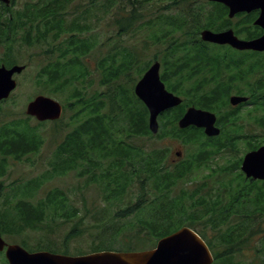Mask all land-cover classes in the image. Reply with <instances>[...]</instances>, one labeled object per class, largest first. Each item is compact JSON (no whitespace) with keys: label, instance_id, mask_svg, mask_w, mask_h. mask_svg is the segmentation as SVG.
Wrapping results in <instances>:
<instances>
[{"label":"trees","instance_id":"16d2710c","mask_svg":"<svg viewBox=\"0 0 264 264\" xmlns=\"http://www.w3.org/2000/svg\"><path fill=\"white\" fill-rule=\"evenodd\" d=\"M74 2L75 0H30L14 12L11 6L1 4L4 10H9L11 13L6 18V26H0V42L20 39L32 47H42L45 42L52 47V44L57 45L46 52L48 54L47 64L43 67L39 77L42 80L44 77V80L56 89L55 91L60 90L66 93L64 115L70 112V118L74 120L71 125H64V123L60 125L64 122L63 115L59 120L53 121L57 126L54 129L60 134L61 139L55 141L56 149L48 163V168L28 181L14 180L17 185L8 188L6 184L4 185L3 179L8 174L11 160L15 162L25 160L30 154L40 150L43 137L39 127L47 121L33 125L30 122V116L12 118L9 115L10 118L0 119V234L6 238L12 239L16 235L29 232L45 233L48 221L67 215L66 210L57 215L66 206L67 199V195L60 188H52L44 196L38 198L35 194L52 177L65 174L69 170H79L80 176L89 175L90 179L92 176L95 182L101 183L109 192L104 201L109 200L111 194L127 192L133 186L135 179L139 178L153 177L157 180L153 183L154 188L164 191L189 170L187 165L181 164L174 168H165L162 151H143L137 142L133 143L129 138L134 134L133 132L138 133L139 127L150 133L147 107L133 90L135 98L118 82L120 75L129 71L130 66L136 62V54L134 53L135 56L132 57L129 52H124V59L117 63L115 58L117 51L122 47L121 44L114 43L108 47L105 40L101 41L98 32L93 31L88 36L84 34L90 29L94 30V20L91 19V24L89 22L90 13L92 17L94 8L103 10L104 18L115 2L119 3L115 12L111 13L110 21H114L118 27L117 36L128 33L142 18L137 11L136 2L132 0H89V6L80 18L75 17L67 23L68 9L76 5ZM14 3L15 0H12V5ZM79 3L83 4L82 0ZM214 4L216 9L209 11L203 24L199 20H194L192 25L196 22L194 25L195 27L199 25L197 27L199 30L206 27L214 30L230 27L231 20L227 17V7L220 3ZM161 17L157 24L166 23L164 21L166 17ZM167 22V24H173L176 31L189 34L183 47H180L182 44L173 43V41L169 44L165 51L166 60L164 62L166 65L164 72H168L173 79L171 88L189 100L186 99L187 101L179 107L166 111L162 117L174 114L172 126L175 128L173 131L175 135L185 131L197 137L201 135V132L180 129L177 119L183 114L188 104L204 105L202 103H205V100L202 99L201 93L193 94L197 90V85L208 77V72H213L211 73L213 78H222L221 72L218 70L219 67H214L212 57L216 56L211 57L207 53L208 44L201 40L199 33L196 32L197 28L193 26L190 32L187 20L174 18L171 15L168 16ZM66 33L65 41L57 44V40ZM169 36V31L166 30V34L158 36L157 40L159 43L169 42ZM97 48L100 51V58L97 60V66L92 68L86 57L90 50L92 52ZM55 50L59 52V55H56ZM177 51H181L182 54L177 55ZM225 61L228 62L224 59L223 62ZM5 63L10 65L17 61L13 57L7 59ZM97 70L101 72V84L111 86L107 90H98L91 94V81L93 73ZM190 79L196 81L190 83L193 93L188 92L189 86L185 87V82ZM256 84L255 92H258L264 88V78H259ZM204 95H209V93L205 92ZM256 96L263 98L258 102L260 106H263V112L256 117V120L264 124V92L261 91ZM1 112L5 111L2 109ZM8 113L5 112L6 115ZM159 135L161 136L160 133ZM203 146L200 147V151ZM213 148L220 150L216 143H209L205 146L207 152ZM199 158L197 154L195 159ZM204 163L207 161H199L197 166ZM144 179L142 188H145ZM242 181L243 184L231 190L228 189L227 199L219 197L218 193L215 195V191L214 195L206 194L194 199L192 205L197 210L189 214L172 211L179 204L178 201L182 203V198H174L169 202L156 199L150 205L152 212L149 214L148 226H142L145 229L141 228L138 233L133 234L124 233L120 226H101L97 234L99 239L93 251L106 250L100 245L107 239L111 242L110 249L107 250L151 248L156 245L160 237L186 224L195 228L205 239L207 238L206 241L215 256L214 264H238L234 260L237 252H243L244 245L252 240L251 237L255 235L254 239L256 234H260L254 231V227L264 226V181L249 180L245 177ZM216 190L221 191L220 188ZM140 201L142 200L140 199L136 204L123 210H118L107 219L131 215L130 213L140 206ZM196 221L204 222L205 227L210 226L217 232L215 241L195 226ZM78 227H80L79 224H74L68 235L80 234L82 230ZM118 237L126 243L122 248L114 246ZM20 243L31 249L25 239H21ZM51 250L57 252L52 247Z\"/></svg>","mask_w":264,"mask_h":264},{"label":"rangeland","instance_id":"374dc122","mask_svg":"<svg viewBox=\"0 0 264 264\" xmlns=\"http://www.w3.org/2000/svg\"><path fill=\"white\" fill-rule=\"evenodd\" d=\"M30 0H15L12 6V12L21 8L23 4ZM136 2L137 11L142 15L140 21L137 22L136 26L124 34L123 36H117L118 27L114 24V21L110 17L112 12H115L119 2L113 3L111 9L107 12L103 18V10H97L94 8L89 16V22L91 24V19L94 20L95 26L94 30H88L84 32L85 36L90 35L93 31L99 33L101 41H106V46L110 47L114 43H119L122 47L117 51L116 62L122 61L124 59L123 53L129 52L133 57L136 54V62L133 63L129 71L122 73L119 77L118 82L123 86V89H127L128 93L131 94L132 90L135 91V84L141 78L145 70L156 60H160L162 63L161 74L163 75V80L170 90L173 84V79L168 75V72H164L166 65L164 64L165 51L169 44L173 43L183 44L189 34H185L182 31H176L173 24H167L168 16L171 15L174 18L187 20L189 25L188 30L191 32L196 25H192L194 20H199L201 24L205 22L206 15L210 10H215L216 6L213 2L209 0H132ZM80 0H75L74 7L68 9L69 14L66 16L67 23L73 18H80L86 7L89 6V0H82L83 4L79 3ZM180 4V5H179ZM83 6V7H82ZM1 7V6H0ZM91 12V7H90ZM11 12L9 10H3L0 8V26H6V18ZM162 16V17H161ZM166 19V23H158L159 18ZM241 19L245 20L243 22L239 18H233L232 24L237 29L247 26V16H241ZM220 21V20H218ZM88 22V23H89ZM236 22H239V26H236ZM191 25V26H190ZM233 27V26H232ZM162 28V29H161ZM166 30L169 31L170 36L168 37L169 42L159 43L157 40L158 36L166 34ZM202 28H197L196 32L199 33ZM242 31V35H249L252 31H255L252 23L250 27ZM66 34H63L60 39L57 40V44L65 41ZM45 42L44 46L32 47L26 45L22 40H10L0 42V65L6 64L7 59H16L18 64H26L27 67L19 74L15 75L17 80V87L13 91L10 97L5 101L0 102V119H5L10 116L12 118L26 117V106L29 100L35 97L37 94H46L52 96L64 104L67 99L66 93L63 91H55L53 86L39 77L42 73L43 67L47 64L46 58L48 54L46 53L50 48H54ZM98 45V44H97ZM207 53L211 56L217 55H228L241 57L243 53L234 51L233 49L227 47V50L220 45H207ZM125 49V50H124ZM122 51V52H121ZM56 55L59 52L55 50ZM181 51H177V55H181ZM245 56L248 54L245 52ZM256 57V58H255ZM254 57L257 64V81L260 77L264 78V65L258 66L260 62H264V55L257 54ZM87 60L89 61L92 68L97 66V60L100 58V51L97 48L93 49L87 53ZM259 58V59H258ZM134 62V60H133ZM243 61L240 59L238 62L232 63L236 66L242 64ZM9 66V64H6ZM11 65V64H10ZM226 74H230L231 70L227 67L223 68ZM164 72V73H163ZM101 72L97 70L93 73L91 81V94L98 90H107L111 85H102ZM243 85V84H241ZM185 86H188L186 83ZM174 90V89H172ZM243 90L247 91L245 87ZM175 91V90H174ZM262 91V90H261ZM176 92V91H175ZM237 92V91H233ZM232 92V93H233ZM200 93V90L193 93ZM133 94V93H132ZM184 100L187 99L183 94ZM205 103L209 104V100L201 95ZM133 98H135L133 94ZM187 99V100H186ZM144 104V103H143ZM145 105V104H144ZM190 105V104H188ZM187 105V106H188ZM141 106V104H140ZM186 106V107H187ZM9 112L8 115L1 110ZM238 114V120L243 124V129L241 131V136L238 140L237 145L233 148L229 146L216 153V149L213 148L210 152L205 149V141L209 143H216L217 140H207L205 137L199 135L197 137L192 136L190 132L181 131L178 135H175L174 126L172 122L174 120V114H168L167 117H159L160 122V134L147 133L143 128H138L137 132L129 137L133 143H138L143 151H162L163 154V164L165 168L170 169L175 167L176 164L180 162L184 166H188V173L179 177L175 183L170 184L160 191L154 188L153 183L157 180L153 177L150 178H139L135 179L133 186H131L127 192L124 193H114V195H109L110 199L104 201V198L109 194L107 189L99 182H95V178L87 175L80 176L79 170H69L67 173L62 175H57L52 177L49 181L45 182L39 190L36 192L35 197L44 196L52 188H60L64 194L67 195L65 201V207L61 209L57 215L63 213L66 210V216H59L56 219H51L46 224L47 227L45 233H24L14 236L11 238H6L8 242H20L21 239H25L30 245L32 251L36 250H56L57 252L79 255L82 253H90L94 250L96 242H98L99 235L98 232L101 230V226H120L124 233H138L139 229H145L142 226H148L151 210V203L156 199H162L164 201L174 200V198H182V203L178 201L176 208L172 211L181 214H189L193 210H197L194 207L193 200L197 199L201 195H216L218 193L219 197H228V189L243 184L242 179L245 177L241 170V162L244 154L251 148H256L264 144V124L257 121L256 117L262 113V110H254L252 104L243 105L238 108L235 112ZM10 115V116H9ZM71 113L67 112L64 115V125L73 124L74 120L70 118ZM149 117V112H148ZM147 117V121H148ZM179 119V118H178ZM177 119V123H178ZM30 122L33 125H37L38 122L35 118L31 117ZM54 128L57 126L53 121H47L44 125L40 126L39 129L42 133L43 142L39 151L30 154L29 158L22 161H12L8 174L3 179L4 185L7 187H15L17 181H28L36 176L42 174L47 168L48 163L52 159L55 149L56 140H60L61 136L58 134ZM68 130V129H67ZM222 140V139H221ZM204 145V146H203ZM203 146L202 151L200 147ZM178 151L182 154L179 156ZM199 154V159L196 160V155ZM207 161V163L197 166V162ZM50 167V166H49ZM144 176V175H143ZM145 180L142 188V180ZM20 182V183H21ZM220 188L221 191L216 190ZM225 188H227L225 190ZM214 191L216 193H214ZM214 193V194H213ZM140 206L134 209L131 215L127 217L117 218L111 217L107 219L110 215L112 216L118 210H123L128 206L136 204L139 200ZM145 200V201H144ZM195 201V200H194ZM75 212V213H74ZM71 213H73L71 215ZM107 216V217H106ZM106 217V219H105ZM187 222V221H186ZM204 222L196 221V227L203 233L207 235L212 241H215V236L217 232L210 228V226H204ZM74 224H79L82 231L80 234L71 236L68 235L69 231L74 227ZM119 227V228H120ZM147 229V227H146ZM223 229V228H222ZM254 231L260 232L256 234V237L244 245L243 252H237L234 257L235 263L238 264H264V226H255ZM220 233V232H219ZM126 239V238H125ZM207 239V238H206ZM118 240V241H117ZM110 240L107 239L105 242H101L100 247L102 249H110ZM126 243L120 237L116 239L114 246L117 248H122ZM143 246V245H141ZM28 247V246H27ZM29 248V247H28ZM0 264H9L5 252L0 253Z\"/></svg>","mask_w":264,"mask_h":264},{"label":"water","instance_id":"95a60500","mask_svg":"<svg viewBox=\"0 0 264 264\" xmlns=\"http://www.w3.org/2000/svg\"><path fill=\"white\" fill-rule=\"evenodd\" d=\"M7 4L11 0H2ZM223 2L229 7V16L238 11L260 8L256 23L264 27V0H212ZM202 39L217 43H228L240 49L264 50V34L251 40L239 39L233 29L214 31L204 29ZM161 63L155 61L135 85V92L149 109V128L159 131L158 116L161 112L179 105L183 99L169 91L160 75ZM25 69L24 64L11 67L0 65V100L9 97L17 86L15 73ZM246 97L234 95L231 103L237 104ZM63 104L56 98L38 94L26 106V113L40 121L56 120L63 114ZM215 113L191 106L179 119L181 128L190 125L204 127L208 135H217L220 129L215 125ZM242 170L247 177L264 179V144L248 151L243 158ZM5 250L9 264H212L213 253L206 240L193 228L182 226L176 231L161 237L155 247L144 250H101L82 255H69L49 250L30 251L19 243H9L0 235V252Z\"/></svg>","mask_w":264,"mask_h":264},{"label":"flooded vegetation","instance_id":"af4514ba","mask_svg":"<svg viewBox=\"0 0 264 264\" xmlns=\"http://www.w3.org/2000/svg\"><path fill=\"white\" fill-rule=\"evenodd\" d=\"M260 13H261V9L258 8L252 9L251 11H240L239 13H237L235 18H239L240 19L239 22H241V20L245 22V20L241 19L240 17L247 16V20H246L247 26H244L242 28L237 27L236 29L233 22V26L235 28L234 30L235 34L242 39H254L256 37L261 36L264 33V28L261 25L256 24V19L259 17ZM239 22H236V26L241 25L239 24ZM251 23L254 26L255 31L254 32L252 31L251 33H249V35L246 36L242 35L241 34L242 31L240 30H246L248 25L250 27ZM227 47L233 49L234 51L241 52L243 53V55L241 57L228 56V55L217 56V58L219 60H222V62L224 59H228V62L226 61L223 63L220 62V64L217 63L215 65V67H219L218 70L219 72H221L220 75L222 76V78H213L211 72H208V77L201 80V83L199 82L200 84L197 85V89L200 90V92H202V96L204 98H206V96H209L206 99L209 100L210 103L200 106L190 104L186 107V110L190 106H196L214 112L217 115L216 125L220 129V133L216 136L217 137L216 138L213 136L206 135L204 127L197 128L196 126H190L185 129L180 128L182 130L188 129V131H199L201 132L200 133L201 136L202 134L206 135L205 138L207 140H217L218 147H220V150H223L224 148H228L229 146L233 148L235 145H237L239 138L242 137L241 131L243 129L242 128L243 124H241L237 118L238 114L235 113L237 109L242 107L244 104L245 105L252 104L254 110H262L263 107L260 106V104H258V102L262 101L263 98L261 96L257 97L256 94L258 95V93H260L261 90L264 92V88H261V90L255 92V87L257 86L256 82H258L257 74H259V72L257 71V64L255 62L256 60H254V57L257 54L264 55V50L253 49V48L238 49L230 45H228ZM227 47H223V48L227 50ZM245 52L248 54V57L245 56ZM240 59L243 61L242 64H238L236 66L232 65V63L238 62ZM203 60L204 58L202 59V61ZM261 65H264L263 61L258 64V66ZM224 67L229 68L231 70V73L226 74L223 71ZM195 82L196 81H192V83ZM245 87L247 88V91L243 90ZM234 90L237 92H233ZM188 92L193 93L192 86L189 87ZM205 92H208L209 95H204ZM234 95L246 97L247 99L237 104H232L231 97ZM251 149H254V147ZM219 151H217V153ZM177 154L181 156L182 152L178 151ZM175 164L179 165L181 163L178 162Z\"/></svg>","mask_w":264,"mask_h":264}]
</instances>
